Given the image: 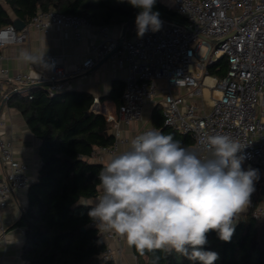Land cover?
<instances>
[{
	"label": "built area",
	"instance_id": "built-area-1",
	"mask_svg": "<svg viewBox=\"0 0 264 264\" xmlns=\"http://www.w3.org/2000/svg\"><path fill=\"white\" fill-rule=\"evenodd\" d=\"M172 8L185 17L184 23L160 19L159 31L149 30L142 38L137 32L131 37L123 35L121 41V36L110 37L106 27H101L103 39L93 45V53L74 69H65L60 58L51 55L46 78L26 73L10 77L8 70L0 67V80L10 77L15 89L22 84H42L48 80L51 84L43 86L49 93L62 91L66 89L68 77L83 74L114 50L111 57L124 63L127 70L121 102L116 109L120 120H140L146 103L158 96L163 125L188 134L192 141L186 148L207 156L203 141L211 135L227 134L241 145L242 151L237 155L244 157L243 165L247 168L257 165L264 172V0H173ZM28 25L41 31L51 26L69 28L79 37L80 28L91 24L83 16L48 9L38 10L30 17ZM26 38L25 27L17 30L13 23L0 27V47ZM201 48H204L202 54ZM221 57L227 62L226 74L222 77L207 74V64ZM207 76L210 81L204 84ZM156 81L163 84L158 86ZM203 86L219 92L218 97L212 98L209 110L186 99L199 96ZM179 89L186 91L177 92ZM28 97L31 98V94ZM7 98L8 93L0 91V105ZM106 119L114 120L111 115ZM148 130L160 131L158 127L149 126L141 134ZM118 143L115 140L110 145L99 146V161L102 162L106 154H113ZM0 165L3 169L0 208H3L10 193L27 189L32 179L26 174V165L14 157L12 141L2 134ZM262 185L264 180L258 182L259 190ZM102 194L100 185L97 196ZM90 225L98 229L105 242L99 257L113 260L109 241L117 237L116 233L99 228L93 220Z\"/></svg>",
	"mask_w": 264,
	"mask_h": 264
},
{
	"label": "trees",
	"instance_id": "trees-1",
	"mask_svg": "<svg viewBox=\"0 0 264 264\" xmlns=\"http://www.w3.org/2000/svg\"><path fill=\"white\" fill-rule=\"evenodd\" d=\"M48 9L77 14L98 24L127 22L126 32L130 34L136 32L139 11L127 0H0V27L15 19L28 23L38 10ZM153 10L160 13V19L185 22L183 15L161 0ZM206 71L212 76H224L226 59L221 57L207 64ZM19 93L15 91L11 97L17 96L15 106L39 140L40 158L36 177L27 187V204L15 222L24 227L22 264H115L112 259L99 257L105 242L98 229L90 225L88 212L94 206L78 202L97 196L100 190L98 175L103 164L88 156L95 146L114 142V136L107 132L111 120L91 110L94 99L86 92L65 89L49 93L41 85L30 91L31 98ZM120 102H116V108ZM162 121L160 118L155 127L163 134L171 135L184 147L191 143L188 134L164 126ZM250 168L258 170L260 177L257 165ZM258 182L255 190L259 189ZM259 200L254 191L247 212L234 224L230 242L220 240L215 231L207 234L203 250L218 253L214 264H264V207L258 205ZM132 250L137 264H200L162 250L143 255L134 247Z\"/></svg>",
	"mask_w": 264,
	"mask_h": 264
},
{
	"label": "clouds",
	"instance_id": "clouds-1",
	"mask_svg": "<svg viewBox=\"0 0 264 264\" xmlns=\"http://www.w3.org/2000/svg\"><path fill=\"white\" fill-rule=\"evenodd\" d=\"M157 0H127L139 9L137 36L162 27ZM45 54L19 52L26 64L48 67ZM207 156L181 146L158 130L134 137L130 148L114 155L98 175L103 194L88 216L105 231H114L143 255L162 250L200 264H214L215 251H204L215 231L230 242L235 220L250 203L259 180L256 169L244 170L241 145L227 134L208 136ZM88 205L84 200L78 201Z\"/></svg>",
	"mask_w": 264,
	"mask_h": 264
},
{
	"label": "crops",
	"instance_id": "crops-1",
	"mask_svg": "<svg viewBox=\"0 0 264 264\" xmlns=\"http://www.w3.org/2000/svg\"><path fill=\"white\" fill-rule=\"evenodd\" d=\"M161 1L167 4L164 0ZM90 24V26L81 27L79 30L80 36L76 37L74 31L69 28L51 26L47 31H41L25 23L22 27L27 30L25 41L8 43L0 47V67L6 68L10 77L16 73H26L33 77L43 76L46 78L50 71L49 57L51 55L59 57L65 69L72 70L87 55L93 53V45L98 44L104 37L101 27H106V34L110 37L119 38L121 35L131 37L136 34V32L134 34L126 32V22L108 24L90 22ZM22 49H28L34 54H45L44 59L48 67L24 63L18 58ZM100 60L83 74L68 77L65 82L68 90L86 92L92 95L94 100L91 110L102 114L106 118L109 115L113 116L114 120H111L107 132L114 136V141H119L116 151L113 154H106L103 161L100 162L98 158L99 146H95L93 153L88 156L89 160L106 165L114 155L128 150L131 140L140 135L144 128L155 126L157 121L160 118L162 119V109L158 104L160 98L154 96L146 103L140 120L131 122L120 120L116 116V102L120 100L123 80L127 73L126 65L118 63L111 56L101 63H99ZM10 77H3L0 80V91L7 92L9 96L0 105V134L12 141L14 157L26 165V174L33 180L40 164L38 155L39 140L29 130L21 112L15 106L18 98L17 96L11 97V94L15 92L16 86ZM208 77L204 78V84L209 83L207 81ZM36 87L38 86L18 90L20 92L19 96L28 95ZM185 91L186 89L177 90L180 93H185ZM201 95L206 97V103L210 109L212 98L218 97L219 92L203 86L202 93L199 96L186 97V99L196 103L198 107L204 108V106H200ZM242 168L249 169L243 164ZM2 173L3 169L0 165V178ZM262 180H264V172L260 169L259 181ZM255 193L260 196L258 205H264V195L260 193L259 189L255 190ZM98 199L99 197L95 196L84 199V201L95 206ZM26 204L27 189H15L7 197L6 206L0 208V264H22L23 262L21 248L24 241V227L15 224V222L21 216ZM248 207L249 204L240 215L246 213ZM240 215L236 218L235 223ZM116 235L115 239L109 241V246L113 249L115 264H137V258L132 247L127 244L124 237L117 233Z\"/></svg>",
	"mask_w": 264,
	"mask_h": 264
},
{
	"label": "water",
	"instance_id": "water-1",
	"mask_svg": "<svg viewBox=\"0 0 264 264\" xmlns=\"http://www.w3.org/2000/svg\"><path fill=\"white\" fill-rule=\"evenodd\" d=\"M13 24H14V26H15V28H16L17 30L21 29V28L25 25V23H24L22 20H20V19H15L14 22H13ZM127 24H128V23L126 22L125 26H126ZM124 29H125V27H124ZM122 38H123V35H121V37H120V41L122 40ZM215 42H218V41H215ZM113 51H114V50H111L106 56H104V57L100 60L99 63H101V62L105 61L106 59H108V58L111 56V54H112ZM49 84H51V82L48 81V80L45 81V82H43L42 84H37V83H35V84H22V85H20V87H19L18 89H16L15 91H18V90H20V89L32 88V87H35V86L49 85ZM260 193H261L262 195H264V185L261 186Z\"/></svg>",
	"mask_w": 264,
	"mask_h": 264
},
{
	"label": "rangeland",
	"instance_id": "rangeland-1",
	"mask_svg": "<svg viewBox=\"0 0 264 264\" xmlns=\"http://www.w3.org/2000/svg\"><path fill=\"white\" fill-rule=\"evenodd\" d=\"M168 5H172V0H164ZM172 7V6H171ZM137 32V31H136ZM204 52V48H201L200 54ZM156 84L159 86L160 84H163V81H156ZM207 99L204 95H201V102L200 106H204L205 110H209V107L207 105ZM260 207H264V205H260Z\"/></svg>",
	"mask_w": 264,
	"mask_h": 264
},
{
	"label": "bare ground",
	"instance_id": "bare-ground-1",
	"mask_svg": "<svg viewBox=\"0 0 264 264\" xmlns=\"http://www.w3.org/2000/svg\"><path fill=\"white\" fill-rule=\"evenodd\" d=\"M207 81H210V78H207Z\"/></svg>",
	"mask_w": 264,
	"mask_h": 264
}]
</instances>
